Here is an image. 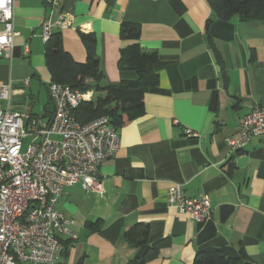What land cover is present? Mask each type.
I'll return each mask as SVG.
<instances>
[{"label": "crops", "instance_id": "1", "mask_svg": "<svg viewBox=\"0 0 264 264\" xmlns=\"http://www.w3.org/2000/svg\"><path fill=\"white\" fill-rule=\"evenodd\" d=\"M55 2L14 0L17 36L10 58L0 57V81H10L14 92L9 103L0 100L3 107L43 121L52 116L40 37L50 12L62 11L71 20V27H54L52 33H60L63 49L75 61L86 59L79 33L95 36L104 84L136 76L118 64L120 50L131 43L119 37L121 21L138 23L140 46L158 54V83L144 93V113L117 129V151L98 166L102 193L79 184L64 189L58 208L77 237L55 264H127L145 250L123 239L138 222L149 225V244L166 242L143 264H195L197 251L240 247L264 264V141L252 138L235 153L225 143L242 117L264 103V22L236 15L207 25L213 15L205 0ZM174 184L189 196L207 195L211 214L195 220L171 207L166 193ZM97 219L100 230H88L87 222Z\"/></svg>", "mask_w": 264, "mask_h": 264}, {"label": "built area", "instance_id": "2", "mask_svg": "<svg viewBox=\"0 0 264 264\" xmlns=\"http://www.w3.org/2000/svg\"><path fill=\"white\" fill-rule=\"evenodd\" d=\"M39 1L56 4L55 0ZM13 18L14 0H0V57L10 58L17 36ZM54 27L69 28L71 20L62 11L46 14L40 27L44 42ZM27 52L25 46L23 54ZM22 85L27 86L28 79ZM47 89L53 107L47 121L0 104V264H55L64 248L62 239L77 237L71 219L58 208L65 187L79 184L85 191L102 193L98 166L119 147L118 131L108 117L86 123L74 117L73 110L93 97L92 90L57 82H49ZM13 92L10 81H0V100L9 103ZM185 133L194 134L189 129ZM255 137L264 141V103L242 117L225 143L235 153ZM166 199L195 220L211 214L207 195L189 196L178 184L168 188Z\"/></svg>", "mask_w": 264, "mask_h": 264}, {"label": "trees", "instance_id": "3", "mask_svg": "<svg viewBox=\"0 0 264 264\" xmlns=\"http://www.w3.org/2000/svg\"><path fill=\"white\" fill-rule=\"evenodd\" d=\"M211 9L212 19L229 20L240 15L249 20L264 22V0H205ZM119 37L131 43L122 48L118 64L121 68L131 69L135 78L121 80L115 84H104L103 75L99 68V59L95 52L96 39L92 33L80 32L86 51L83 62L75 61L62 47L60 33H52L45 42L44 62L50 75V82L66 84L72 88L92 90L95 96L81 101L73 110L75 119L86 123L96 117H108L109 124L114 128H121L144 113V93L158 83L154 66L158 61L156 51L143 49L138 40L140 25L135 22L121 21ZM208 45L213 50L215 60L220 69L224 70L221 55L215 49L214 43L208 37ZM91 80V84L87 83ZM90 231H98L102 227V220L87 222ZM123 239L133 247H143L141 256L131 258L127 264H143L147 259L156 255L163 239L151 244L149 240V225L138 222L130 226L123 233ZM67 242H64L62 253H66ZM195 264H256L240 247L238 250L228 248H208L197 251L194 256Z\"/></svg>", "mask_w": 264, "mask_h": 264}, {"label": "rangeland", "instance_id": "4", "mask_svg": "<svg viewBox=\"0 0 264 264\" xmlns=\"http://www.w3.org/2000/svg\"><path fill=\"white\" fill-rule=\"evenodd\" d=\"M94 96H95V94H94ZM3 102V101H2ZM30 139L28 138V139H26L25 141H24V147L26 146V144H27V142L29 141Z\"/></svg>", "mask_w": 264, "mask_h": 264}]
</instances>
